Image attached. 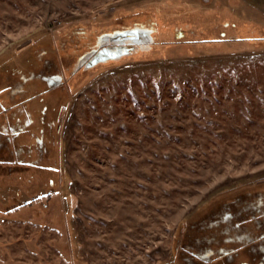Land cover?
<instances>
[{
    "label": "rangeland",
    "instance_id": "1",
    "mask_svg": "<svg viewBox=\"0 0 264 264\" xmlns=\"http://www.w3.org/2000/svg\"><path fill=\"white\" fill-rule=\"evenodd\" d=\"M86 37L134 45L71 75ZM14 53L37 95L0 158V264H176L191 223L264 225V0H0Z\"/></svg>",
    "mask_w": 264,
    "mask_h": 264
},
{
    "label": "trees",
    "instance_id": "2",
    "mask_svg": "<svg viewBox=\"0 0 264 264\" xmlns=\"http://www.w3.org/2000/svg\"><path fill=\"white\" fill-rule=\"evenodd\" d=\"M137 31H127L120 34L126 36L127 40L134 39L135 35H137ZM142 32L147 33L144 31ZM116 33L113 32V34ZM222 35L224 36L223 33ZM181 36L182 34L179 31L175 33L176 38ZM86 38L89 42H85L86 44L84 43L85 48H80L81 50H79V55L73 54L72 56L74 62L73 65H71V75L79 72L83 68L91 67L92 64L96 63L95 61H101V58H103L106 54H112V57H115L120 54V52H124L134 45V43L125 45H123V43H111L108 47L105 45L107 43H104L102 45L97 44L98 46L91 48L92 42L95 41H91V38L89 37ZM113 38L114 40L121 41L122 37H119L120 39H118V36H114ZM114 40L112 39L110 41L114 42ZM34 43L38 44V41ZM35 47H37V45H35ZM72 53L74 52L72 51ZM67 54L70 55L71 52L69 51ZM19 55L20 54L14 53L8 59H5L2 63H0L1 69L13 59L14 61L15 59L18 60L17 63H12L10 71L8 73L6 72L7 74L5 73L4 75L0 73V158H2L1 154H5L6 157L4 158L7 160H11L9 158L12 156L9 155L17 152L16 141L11 139L14 131H11V128H9L8 133L6 128L8 127L6 121L11 120L12 118L9 113L16 106V104L14 100H10V97H7L8 91L4 90V88H6L9 82L12 90L18 89L19 84L18 80H16L17 78L26 79V75H30L31 70L33 72H31V75L37 73L36 69H29V66H33L32 63H26V65H24L23 62L20 61ZM46 63L52 64L51 60H47ZM63 67H65V62H63ZM14 69H16V72ZM57 70L59 69L57 68ZM65 70L67 71V69L63 68V71ZM71 75H69V77ZM258 209L260 208H257V210ZM226 211L227 210L224 212ZM244 213H247V211ZM252 213L253 211L249 214ZM236 214H239L237 216L239 217L241 212ZM231 217L233 216L231 215ZM243 218L242 221L224 220L223 223H191V225L195 227V233L192 232L190 235L192 236L193 233L196 235L189 241L180 239L175 243L173 247V262H176V264H264V225L263 223H256L258 228L256 230H252L249 227V223L247 224V221L243 220ZM209 229H213L214 232L208 231ZM201 231H204L206 237H209L210 240H205L202 237L200 238L202 234ZM215 232L221 237V241H218V243L213 241L214 238H212L213 236H216ZM212 243L216 244L212 245ZM64 250H66V248H64Z\"/></svg>",
    "mask_w": 264,
    "mask_h": 264
},
{
    "label": "crops",
    "instance_id": "3",
    "mask_svg": "<svg viewBox=\"0 0 264 264\" xmlns=\"http://www.w3.org/2000/svg\"><path fill=\"white\" fill-rule=\"evenodd\" d=\"M37 48L39 50L38 53H39V62H41L40 63L41 68H42V60L44 61V65H43V67H44L43 77L41 76L40 80L44 79L45 80V83H48L51 86L49 88L50 91H51V89L53 87H56V86H58L59 88H61V90H64L65 87H64V84H63V81H62V78H61V72L57 71V67L54 66V64L52 63V61H51L52 64H47L46 63L47 62V59H48V56H46V53L45 52H42V43H39L38 42ZM31 68H33V66H29V69H31ZM49 68H51V70H48ZM52 70H53V72L48 73L49 71H52ZM31 72H30L29 77L31 76L32 79H33L36 76V73H34V74L31 75ZM40 75H42V73ZM26 76H28V75H26ZM16 80H18V84H19L18 89L12 90L11 89V86L9 85V82H8V85L6 86V88H4V90H7L8 91L7 97H10L9 98L10 100H14V102L16 104V106L9 113V115L12 116L11 120H7L6 121V124H8L7 125L8 127H6L7 128V132L9 131V128H11L10 130L11 131H14V133L16 131L24 130V129H21L20 127H14L13 126L15 124V122H14L15 119H18V117H19V119L20 118H24L25 115L26 116L28 115L29 118L33 117V115H31L33 112L28 111V107L29 106H27V105H29L31 99L33 97H36L35 95H37L36 94V90L31 89V87H29L28 83L31 80L28 81V77L26 79H24V78H20V79L17 78ZM37 90H42V87L41 88L38 87ZM65 91H66V89H65ZM40 96H42V94H40ZM61 107H62L61 108V110H62L64 108L63 107V104L61 105ZM22 108L24 109L23 113L25 115H23L21 113L19 116H16V114L18 113V111L21 110ZM13 136H14V134L12 135V137ZM14 140L16 141V140H18V138L16 137V138H14ZM21 143H23V141H21ZM41 160H42V158H39L38 157V159L34 163H41Z\"/></svg>",
    "mask_w": 264,
    "mask_h": 264
},
{
    "label": "built area",
    "instance_id": "4",
    "mask_svg": "<svg viewBox=\"0 0 264 264\" xmlns=\"http://www.w3.org/2000/svg\"><path fill=\"white\" fill-rule=\"evenodd\" d=\"M58 25H59V23H58Z\"/></svg>",
    "mask_w": 264,
    "mask_h": 264
}]
</instances>
